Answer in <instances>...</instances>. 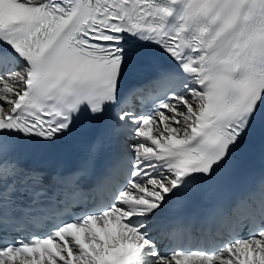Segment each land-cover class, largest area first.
<instances>
[{
    "label": "snow or ice",
    "instance_id": "6c2138e0",
    "mask_svg": "<svg viewBox=\"0 0 264 264\" xmlns=\"http://www.w3.org/2000/svg\"><path fill=\"white\" fill-rule=\"evenodd\" d=\"M113 112L125 140L94 179L6 155ZM261 114L264 0H0V264H264V197L199 235L163 215Z\"/></svg>",
    "mask_w": 264,
    "mask_h": 264
}]
</instances>
